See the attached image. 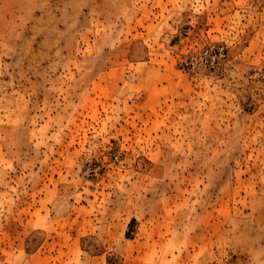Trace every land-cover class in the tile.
I'll use <instances>...</instances> for the list:
<instances>
[{
	"label": "rangeland",
	"instance_id": "374dc122",
	"mask_svg": "<svg viewBox=\"0 0 264 264\" xmlns=\"http://www.w3.org/2000/svg\"><path fill=\"white\" fill-rule=\"evenodd\" d=\"M0 264H264V0H0Z\"/></svg>",
	"mask_w": 264,
	"mask_h": 264
},
{
	"label": "built area",
	"instance_id": "2783aa9c",
	"mask_svg": "<svg viewBox=\"0 0 264 264\" xmlns=\"http://www.w3.org/2000/svg\"><path fill=\"white\" fill-rule=\"evenodd\" d=\"M203 54L207 57H212L213 62L214 60L219 61L225 56V53L222 47H218L216 49H213L212 51H205Z\"/></svg>",
	"mask_w": 264,
	"mask_h": 264
}]
</instances>
